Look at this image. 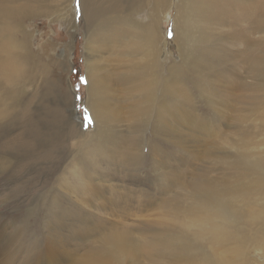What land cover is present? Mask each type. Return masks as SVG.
Returning <instances> with one entry per match:
<instances>
[{
	"label": "rangeland",
	"instance_id": "374dc122",
	"mask_svg": "<svg viewBox=\"0 0 264 264\" xmlns=\"http://www.w3.org/2000/svg\"><path fill=\"white\" fill-rule=\"evenodd\" d=\"M30 1L41 8V15L26 22L27 31L20 34L11 27V32L15 31L19 40L27 39L28 48L44 66L37 64L41 69L29 72L31 81L19 83L13 91L0 87V109L5 110L0 115V264H82L105 254L113 244L110 236L115 231L124 235L123 230L129 232L124 235L128 246L153 240L149 253L136 256L137 264H176L173 254L159 251L172 246L173 235L188 223L189 182L200 178L249 183L246 152L264 163V74L257 80L240 61L238 54L248 43L233 34V19L227 25L206 23L207 36L213 33L208 57L217 47L224 58L214 57L218 63L215 59L211 63L199 60L200 71L189 72L180 81L183 88L191 90L179 98L180 107L192 118L175 122L176 137L159 135L152 120L145 128H131L132 120L116 115L111 119L114 138L94 141L85 138L95 134V122L86 104L87 25L81 0L78 8L77 0ZM150 2L146 0L133 18L151 23L154 11ZM178 4L174 0L169 9L165 4L161 22L166 51L173 57L169 54L166 58L167 76L172 61L179 62L174 27ZM200 10L202 15L207 12ZM239 21L248 32L252 23L247 18ZM6 26L0 28V42L9 48ZM254 28L250 44L259 56L264 53V26L258 23ZM205 44L200 43L197 49ZM238 80L258 85L251 90ZM69 83L75 97L69 93ZM74 104L81 115L82 131L76 127L66 130ZM79 131L85 135L79 136ZM119 136L126 140L121 142ZM258 197L250 196L248 208L231 224L242 233L246 251L242 264H264V214L257 209ZM235 230L226 226L224 237L235 241ZM212 241L204 231L192 239L199 251L197 264H202L205 253L219 247L231 251L227 242L213 245ZM120 259H114V264H122ZM129 262L132 258L123 264Z\"/></svg>",
	"mask_w": 264,
	"mask_h": 264
},
{
	"label": "bare ground",
	"instance_id": "6f19581e",
	"mask_svg": "<svg viewBox=\"0 0 264 264\" xmlns=\"http://www.w3.org/2000/svg\"><path fill=\"white\" fill-rule=\"evenodd\" d=\"M125 1H128L127 5H123ZM145 1L81 0L84 23L87 25L84 40L87 65L86 104H88L95 122L94 130L92 129L95 134L85 136L89 140L100 141L101 138H104V140L110 141V137L114 138L111 119L116 115L126 116L132 120L133 124L129 125L131 128H145L146 125H150L152 120L153 130H157L159 135L176 137L174 136L177 129L175 124L180 120L183 122L187 118H192L187 113L188 111L185 110L184 113V109L180 107L182 95L191 91L189 88H183L180 81H184L189 72L200 71L198 69L199 60L204 62L216 60L214 57L218 55L224 58V54H221L222 49L217 47L212 50L214 52L213 56L211 54L212 57L209 58L207 55L208 52H211V48H207L212 46L210 36L213 34L210 33V36H207L208 30L205 29L207 22L218 21L215 24L227 25L228 21L233 19V34L238 35L237 38H242L245 44L248 43V46H245L238 54L240 61L246 64L247 71L254 74L257 80L260 74H264V53L257 56L250 44V35L255 29V25L259 23L261 27L264 26V0L261 2L259 0H178L179 6L177 13L175 12L174 27L177 34L176 45L180 52L179 62L172 61L174 64L169 66L168 76L165 75V62L171 53L168 54L166 51L161 22L164 19L165 4L169 5L167 6L169 9L174 0H150L154 14L152 12L151 23L148 24L142 23L138 18L132 16L145 4ZM3 2L0 0V28L7 25L5 28L6 43L10 46L5 48L6 44L2 45L0 42V87L5 86L13 91V87H17L19 83L26 84L30 80L29 72L34 74L41 69L37 64L43 65L44 62L37 59L38 57L35 58L32 49L30 50L25 43L27 40L25 37H23L24 41L19 40L18 37L15 38L13 35L15 31L11 32V27L17 29L20 34L25 32L26 22L41 15V8L30 0H13L10 3L5 2L6 4ZM200 8L208 13L202 15L200 11H203ZM221 12H224L222 16H220ZM69 17L67 16L68 21L74 26L75 23ZM240 18H247L252 23L247 28L248 32L242 29ZM237 22L238 25H236ZM91 27L94 29L90 30ZM0 33H2L1 30ZM200 43L207 45L197 49ZM109 51H111L110 54L104 56ZM171 58H173L172 55ZM64 62L66 63L65 60ZM216 62L219 61L216 60ZM198 83H200V88L205 90L204 83L200 79ZM237 83L251 90L256 89L258 85V82L250 83L245 80H238ZM68 89H70L69 93L71 91L75 97L76 93L73 92L72 85ZM67 95V93H62L63 97ZM203 100L205 99L203 98ZM190 111L194 112V110ZM4 113L5 110L0 109V115ZM68 116L66 130L73 127L81 130L83 122L75 104ZM84 135L79 131V136L83 137ZM119 139L121 142L126 140L120 136ZM245 156L249 158L246 162L252 179L249 183L200 178L189 182L191 193L188 195V203L185 205L187 212L185 221L188 223L185 222L182 229L178 228L177 233L172 237L174 240L172 246L161 249L159 251L161 254H173L176 264H197L199 251L196 250L192 239L199 232L204 231L213 239V245L225 241L231 251L226 252L219 247L205 253L201 257L202 264L243 263L246 251L241 241L242 233L238 229L235 230L231 224L241 211L248 208L249 198L252 195H259L256 199L257 209H260L264 214V204L259 203L260 199L264 200V163L260 158L250 156L247 152ZM163 179L161 180L163 181ZM173 180L175 181V179ZM179 184L183 185L182 182ZM117 200L120 201L118 198ZM226 226H230L231 230L237 232L235 241L224 237L223 232ZM123 233L126 235L129 232L123 230ZM124 235L115 231L110 236L113 240L112 247L105 254L89 258L82 264H114V259L119 258H121L122 264L128 258H132V262L128 264H137L136 260L139 255L149 253L148 248L153 240L130 242L128 246V241H125L127 237ZM162 237L163 235L159 239L161 240Z\"/></svg>",
	"mask_w": 264,
	"mask_h": 264
},
{
	"label": "snow or ice",
	"instance_id": "6c2138e0",
	"mask_svg": "<svg viewBox=\"0 0 264 264\" xmlns=\"http://www.w3.org/2000/svg\"><path fill=\"white\" fill-rule=\"evenodd\" d=\"M79 7V0H77V8Z\"/></svg>",
	"mask_w": 264,
	"mask_h": 264
}]
</instances>
